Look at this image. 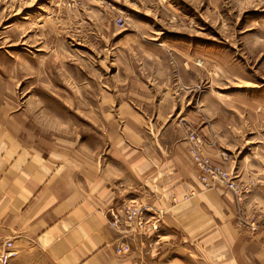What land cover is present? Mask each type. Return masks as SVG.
Returning a JSON list of instances; mask_svg holds the SVG:
<instances>
[{
  "label": "rangeland",
  "instance_id": "1",
  "mask_svg": "<svg viewBox=\"0 0 264 264\" xmlns=\"http://www.w3.org/2000/svg\"><path fill=\"white\" fill-rule=\"evenodd\" d=\"M159 92L178 95L169 119L185 135L204 137V122L236 128L233 152L250 176L238 182L251 187L236 224L256 236L264 229V0H80L76 8L69 0H0V120L12 109L25 113L34 135L89 140L119 114L113 99L142 102ZM134 109L151 123L158 107ZM167 228L154 259L225 264L226 247L215 258L204 240Z\"/></svg>",
  "mask_w": 264,
  "mask_h": 264
},
{
  "label": "crops",
  "instance_id": "2",
  "mask_svg": "<svg viewBox=\"0 0 264 264\" xmlns=\"http://www.w3.org/2000/svg\"><path fill=\"white\" fill-rule=\"evenodd\" d=\"M170 97L113 99L119 114L106 117L89 140L34 135L25 113L8 110L9 118L0 120V250L14 243L11 264H183L166 263L165 255L154 259L152 246L162 249L172 234H161L167 227L204 240L225 264H264V229L249 239L236 224L235 195L225 186L203 190L185 129L170 122V106L180 103L178 95ZM144 104L158 107L151 123L134 109ZM200 125L216 141L205 150L214 162L249 179L233 152L236 128ZM129 199L148 209L145 232L110 224L108 210ZM124 245L130 251L119 253ZM218 247H226L220 257Z\"/></svg>",
  "mask_w": 264,
  "mask_h": 264
},
{
  "label": "built area",
  "instance_id": "3",
  "mask_svg": "<svg viewBox=\"0 0 264 264\" xmlns=\"http://www.w3.org/2000/svg\"><path fill=\"white\" fill-rule=\"evenodd\" d=\"M79 3L80 0H69V6L71 8H76ZM118 23L124 24L123 19L118 18ZM186 138L190 145L189 151L192 154L193 161L196 168L199 169L200 183L205 189L224 185L238 200L250 192V184L245 185L239 183V176L234 171L214 162L211 156L205 152L207 140L197 130L190 129ZM222 156L227 158L224 154ZM147 212L148 209L142 202L136 199H129V201H125L109 209L107 217L112 227H126L127 230H121L124 233L132 231L145 232L150 222L146 214ZM252 227L255 229V223L252 224ZM117 250L119 253H127L130 251L129 245L119 247ZM16 254L14 243L7 241L0 250V264H11Z\"/></svg>",
  "mask_w": 264,
  "mask_h": 264
},
{
  "label": "bare ground",
  "instance_id": "4",
  "mask_svg": "<svg viewBox=\"0 0 264 264\" xmlns=\"http://www.w3.org/2000/svg\"><path fill=\"white\" fill-rule=\"evenodd\" d=\"M17 255V254H16Z\"/></svg>",
  "mask_w": 264,
  "mask_h": 264
}]
</instances>
